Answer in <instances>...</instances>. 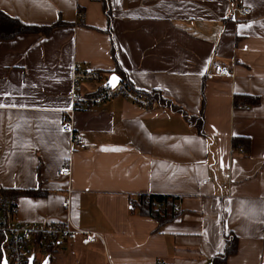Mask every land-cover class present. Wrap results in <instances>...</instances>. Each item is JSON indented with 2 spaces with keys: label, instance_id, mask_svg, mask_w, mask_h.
I'll return each mask as SVG.
<instances>
[{
  "label": "crops",
  "instance_id": "crops-1",
  "mask_svg": "<svg viewBox=\"0 0 264 264\" xmlns=\"http://www.w3.org/2000/svg\"><path fill=\"white\" fill-rule=\"evenodd\" d=\"M231 1L110 0L109 34L97 0H0L25 24H75L0 41V188L45 193L20 198L15 220L100 237L34 246V264H208L227 234L237 252L226 264H264V0H241L250 13L236 24ZM112 43L134 91H159L190 115L203 94V137L178 113L114 97L74 113L86 147L71 146L61 119L73 66L113 72ZM235 95L258 103L234 107ZM234 137L250 140L248 155ZM65 165L70 176L57 175ZM137 194L175 197L181 214L157 229L129 214Z\"/></svg>",
  "mask_w": 264,
  "mask_h": 264
},
{
  "label": "built area",
  "instance_id": "built-area-1",
  "mask_svg": "<svg viewBox=\"0 0 264 264\" xmlns=\"http://www.w3.org/2000/svg\"><path fill=\"white\" fill-rule=\"evenodd\" d=\"M249 13V9L243 6L241 0H232L228 21L236 24L245 20ZM214 72L223 78L232 76L230 69L225 66H215ZM108 80L109 74L102 71L83 69L79 64L73 66L70 89L71 107L63 112L61 119V131L69 135L71 146L81 150L86 147L85 141L73 128L72 121L75 112L92 110L114 97H122L145 109L158 105L155 99L134 91L127 82L120 80L114 87H109L106 86ZM88 84H97L99 87L93 92H84L83 87ZM57 175L69 177L68 165L61 167ZM62 206L67 208L68 203L64 202ZM153 207L158 208L159 204L153 203ZM173 210H176V206ZM15 216L14 211L5 210L0 203V234H3L5 239V257L8 264H28L29 257L33 255L34 246L39 243L40 245L56 244L76 239L89 243L94 238H100L95 232L76 228L68 221L23 223L16 221ZM156 264L169 263L158 261Z\"/></svg>",
  "mask_w": 264,
  "mask_h": 264
},
{
  "label": "trees",
  "instance_id": "trees-1",
  "mask_svg": "<svg viewBox=\"0 0 264 264\" xmlns=\"http://www.w3.org/2000/svg\"><path fill=\"white\" fill-rule=\"evenodd\" d=\"M102 6V11L107 19V33L111 34V20H112V8L110 0H97ZM75 26L74 23H65L58 20L50 25L38 26L29 25L21 22L16 18L9 17L0 11V41L11 40L19 35L25 34H37L42 36H48L56 29L67 28ZM111 56L115 62V69L113 72H104L106 74H116L122 81H127L125 72L119 66L116 51L113 43L111 44ZM103 72V71H102ZM129 84V83H128ZM132 88V86L129 84ZM133 89V88H132ZM145 97L155 99L157 104L169 111L180 114L190 127H193L199 136H204L203 131V94L201 95V110L198 115H190L186 113L180 106L176 105L172 100L163 96L159 91H152L150 93L138 92ZM258 101L250 99L247 96L235 95L233 99L234 107H247L257 104ZM232 148L235 150L241 149L244 154L248 155L250 147V140L245 137H234L231 140ZM45 193L37 190H16V189H3L0 188V203L5 210H11L16 213L17 202L22 197H40ZM130 215L139 216L144 218H150L157 224V229L163 227L176 220L181 212L173 210L176 205V198L167 195H153V194H137L130 195ZM153 203L159 204L158 208L153 207ZM40 246V243L35 247ZM50 244L47 248H51ZM45 249V250H46ZM52 250V248H51ZM237 252V238L232 234L224 236V247L220 254L212 257L208 264H226V260L229 256L234 255ZM5 255V239L3 234H0V262Z\"/></svg>",
  "mask_w": 264,
  "mask_h": 264
},
{
  "label": "water",
  "instance_id": "water-1",
  "mask_svg": "<svg viewBox=\"0 0 264 264\" xmlns=\"http://www.w3.org/2000/svg\"><path fill=\"white\" fill-rule=\"evenodd\" d=\"M113 77L116 78L115 81H113ZM119 81H120V77L119 76H117L116 74H111L109 76V80L106 82V86L113 87V84L116 85ZM33 262H34V255H31L29 257V259H28V264H33ZM46 263H47V258L41 264H46ZM1 264H8L5 255L2 258Z\"/></svg>",
  "mask_w": 264,
  "mask_h": 264
},
{
  "label": "snow or ice",
  "instance_id": "snow-or-ice-1",
  "mask_svg": "<svg viewBox=\"0 0 264 264\" xmlns=\"http://www.w3.org/2000/svg\"><path fill=\"white\" fill-rule=\"evenodd\" d=\"M116 80V78L115 77H113V81H115ZM115 86V84H113V87ZM13 106H15V105H13ZM0 107H4V105L3 104H0Z\"/></svg>",
  "mask_w": 264,
  "mask_h": 264
}]
</instances>
